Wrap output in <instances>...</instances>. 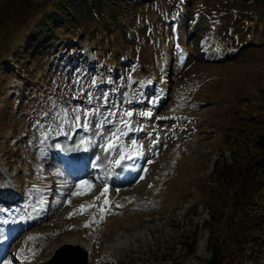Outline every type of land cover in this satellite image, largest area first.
<instances>
[{"label": "rangeland", "instance_id": "1", "mask_svg": "<svg viewBox=\"0 0 264 264\" xmlns=\"http://www.w3.org/2000/svg\"><path fill=\"white\" fill-rule=\"evenodd\" d=\"M37 1L12 45L10 27L0 25V221L2 204L11 206L1 198L7 193L21 212L41 207L37 212L42 210L44 219L14 231L0 264H46L65 244L73 246L63 255L86 252L88 264H206L211 247L223 244L212 243L204 229L209 202L220 189L215 168L232 161L233 148L248 143L250 149L264 134V0L138 4L146 33L136 22L131 45L119 30L107 35L91 21L76 35L79 49L53 45L50 56L34 57L49 88L45 81H32L11 58L41 15L39 7H49L50 0L39 7ZM5 6L0 16L9 12ZM121 49L128 62L115 60ZM146 109L150 118L144 117ZM125 110L132 113L134 128L143 127L141 137L129 139L141 150L132 164L140 174L121 176L115 167L102 173V186L93 181L90 190L81 188L87 194L73 195L75 178L47 164L49 143L62 147L64 157L72 154L84 134L79 123L89 119L92 154L109 168L118 151L106 152L102 140L116 125L113 117ZM68 128L74 143L62 135ZM80 205L94 206L81 214Z\"/></svg>", "mask_w": 264, "mask_h": 264}, {"label": "trees", "instance_id": "2", "mask_svg": "<svg viewBox=\"0 0 264 264\" xmlns=\"http://www.w3.org/2000/svg\"><path fill=\"white\" fill-rule=\"evenodd\" d=\"M34 0H0V9L9 7L6 15L0 16V25L10 27L8 39L12 45L19 35V24L27 18ZM48 0H38L36 7ZM49 7L40 6L38 20L21 37L16 51L11 58L32 81H45L39 73V58L50 56L55 45L58 48L70 50L80 48L75 43L78 33H85L91 21L103 28V32L111 35L119 30L126 42L134 44L129 37L136 22H141L139 32L146 25L144 19L137 15V5L151 4L152 0H50ZM264 14V12H263ZM20 19V21H19ZM145 21V22H144ZM18 24V25H17ZM100 28V27H99ZM158 31V29H156ZM99 39L102 38L97 35ZM81 36H78L80 38ZM83 41V37H81ZM132 41V42H130ZM57 43V45H56ZM51 44V45H50ZM115 52L117 62H128L123 52ZM45 56V57H46ZM44 57V58H45ZM34 69V71L31 70ZM40 75V76H39ZM49 88V81L44 82ZM58 86V85H57ZM250 123V122H249ZM253 144L233 148L232 161L217 164L215 173L219 179L220 189L210 200V219L205 222L204 229L210 233L212 243L223 242L225 252L220 254L219 264H264V134L254 138ZM239 150V151H238ZM197 240L193 238L190 244L192 252ZM185 247V242L180 243ZM188 251V250H187ZM189 252V251H188Z\"/></svg>", "mask_w": 264, "mask_h": 264}, {"label": "snow or ice", "instance_id": "3", "mask_svg": "<svg viewBox=\"0 0 264 264\" xmlns=\"http://www.w3.org/2000/svg\"><path fill=\"white\" fill-rule=\"evenodd\" d=\"M75 112H79V110L77 109V110H74ZM85 115H87V113H85ZM125 115L126 116H131L132 115V113L131 112H126L125 113ZM146 115H150V113H147ZM79 119H80V117H79V115L77 114V116H76V120L77 121H79ZM85 128H87V123H85L84 125H83ZM97 127L99 128V127H102V125H97ZM118 139V135H117V133H112V137H111V139L107 142V144H106V146L105 145H102L101 147H104L105 148V151H108L109 149H111V148H113V147H115V141ZM82 143H84V141H82ZM132 143H133V145H135L136 144V141H132ZM121 159H124V155H123V153L121 154V157H120ZM116 163H119V161H116ZM83 186H86L87 187V189L88 190H90L91 188H92V185L89 183V182H87V181H84V182H82L81 184H78L77 185V191L75 192V193H73V195H85V194H87V192L86 191H81V188L83 187ZM107 187H105V189L103 190V192L101 193V196H104L106 193H107ZM96 199L97 200H99L100 199V197H96ZM71 201H69V203H70ZM105 204H108V201L107 200H105ZM92 206H94V205H88V206H85V205H80V207H79V211H80V213L82 214L85 210H86V207H92ZM101 214L103 215V213H104V211H105V209L104 208H101ZM93 222H95V220H93ZM89 225L88 224H85V227H88ZM28 239L29 240H32V239H35V237H28ZM24 250L23 249H21L20 250V252L22 253ZM29 251L31 252V249H29ZM33 255H35V253H33ZM22 259H27V257H21ZM3 264H10V262L9 261H3Z\"/></svg>", "mask_w": 264, "mask_h": 264}, {"label": "water", "instance_id": "4", "mask_svg": "<svg viewBox=\"0 0 264 264\" xmlns=\"http://www.w3.org/2000/svg\"><path fill=\"white\" fill-rule=\"evenodd\" d=\"M73 245L71 244H65L64 246H62L61 248L59 249H64V248H67V249H70V247H72ZM57 250V252H59L60 250ZM221 250H222V243H219V244H216V245H213L210 249V253L208 254L207 256V262L206 264H219V256H220V253H221ZM56 252V254H57ZM80 253V252H79ZM54 254V256L50 259H48V261L46 262V264H50L53 259H55V257H57V255ZM82 256V255H81ZM82 264H88L87 263V253L85 252V255L82 256Z\"/></svg>", "mask_w": 264, "mask_h": 264}, {"label": "bare ground", "instance_id": "5", "mask_svg": "<svg viewBox=\"0 0 264 264\" xmlns=\"http://www.w3.org/2000/svg\"><path fill=\"white\" fill-rule=\"evenodd\" d=\"M117 165V163H116ZM88 171H86L85 173H87ZM82 179V178H81ZM44 202L42 201V204ZM45 206V205H44ZM42 206V207H44ZM41 208V207H40ZM19 221H22V220H19ZM60 251L55 252V254L57 255V257H55V259H53V261L50 263V264H82L81 262V259L82 256L81 254L79 253H73V251H69L71 253H68V255H63V253L66 251V250H70V249H67V248H62V249H59Z\"/></svg>", "mask_w": 264, "mask_h": 264}]
</instances>
